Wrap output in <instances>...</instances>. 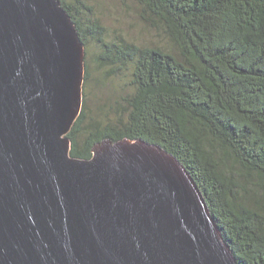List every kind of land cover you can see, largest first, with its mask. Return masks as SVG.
Instances as JSON below:
<instances>
[{"label": "water", "instance_id": "1", "mask_svg": "<svg viewBox=\"0 0 264 264\" xmlns=\"http://www.w3.org/2000/svg\"><path fill=\"white\" fill-rule=\"evenodd\" d=\"M86 45L61 0H0V264H242L162 145L72 155Z\"/></svg>", "mask_w": 264, "mask_h": 264}, {"label": "trees", "instance_id": "2", "mask_svg": "<svg viewBox=\"0 0 264 264\" xmlns=\"http://www.w3.org/2000/svg\"><path fill=\"white\" fill-rule=\"evenodd\" d=\"M61 1L86 60L95 43L105 80L131 78L110 126L84 99L69 132L72 155L91 157L106 137L162 145L191 171L242 264H264V0H122L166 38L152 45L107 39L89 0ZM90 73L88 62L84 88Z\"/></svg>", "mask_w": 264, "mask_h": 264}, {"label": "rangeland", "instance_id": "3", "mask_svg": "<svg viewBox=\"0 0 264 264\" xmlns=\"http://www.w3.org/2000/svg\"><path fill=\"white\" fill-rule=\"evenodd\" d=\"M94 6L96 17H98L106 28L107 39H116L122 36L140 45H152L153 43H166L162 33L150 28L140 17L136 4L123 2L122 0H89ZM90 56L86 60L91 68L89 83L85 89L87 111L99 122L101 127L110 126L116 122L118 115L116 109L124 106L116 103L122 101V97L131 91L129 83L131 78L127 71L112 77L104 78L106 68H100L93 53H98L97 44H90ZM104 79L98 83V80ZM86 80V79H85ZM114 106V110H111ZM116 107V109H115Z\"/></svg>", "mask_w": 264, "mask_h": 264}]
</instances>
